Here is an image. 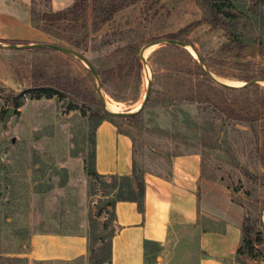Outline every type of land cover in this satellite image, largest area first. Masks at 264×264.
Instances as JSON below:
<instances>
[{
    "label": "rangeland",
    "instance_id": "374dc122",
    "mask_svg": "<svg viewBox=\"0 0 264 264\" xmlns=\"http://www.w3.org/2000/svg\"><path fill=\"white\" fill-rule=\"evenodd\" d=\"M232 1L242 15L233 31L247 45L241 59L222 51L227 38L220 28L201 24L181 32L204 18L195 0H162L154 8L151 1L136 0L109 22L89 27L87 41L74 51L88 60L96 77L71 56L24 50L18 64L23 71H17L24 79L6 87L0 78V104L10 92L28 88L27 79L33 73L45 79L58 76L75 88L66 89L63 102L25 99L17 113L5 114L0 121V264H27L26 259L10 255L30 252L31 239L46 233L86 235L92 250L107 248L112 236L107 202L126 187L120 186L123 176L96 171L97 130L102 124L129 138L137 179L145 172L166 176L172 157L199 154L201 212L215 224L249 221L264 231V171L256 153V147L264 149V108L259 103L264 82L226 89L200 75L192 62L201 69L200 57L215 79L231 86H241L254 78L253 72L264 69V58L258 57L259 46H264V0ZM45 4L34 1L38 12L50 8ZM171 34H178V41L186 40L188 46L154 45L142 55L144 66L138 58L141 48ZM53 42L49 37L46 43ZM136 43L141 44L138 51L131 47ZM134 56L140 63L138 71L129 66ZM119 64L122 69L116 68ZM148 80L152 82L150 103L139 118L127 121L110 115L98 120L97 109L103 110L100 95L107 110L134 112ZM207 97L210 102H205ZM68 101L75 106L71 111L64 105ZM206 106L209 112H204ZM226 106L254 120L227 119L219 111ZM207 113L214 119V128L203 143L201 136L209 134L203 117ZM92 152L94 170L102 179L88 175ZM181 234L163 252L150 246L145 264H196L195 234L188 229ZM257 251L264 262V242L257 245ZM240 259L246 264L253 261L245 256Z\"/></svg>",
    "mask_w": 264,
    "mask_h": 264
},
{
    "label": "crops",
    "instance_id": "0c3cea01",
    "mask_svg": "<svg viewBox=\"0 0 264 264\" xmlns=\"http://www.w3.org/2000/svg\"><path fill=\"white\" fill-rule=\"evenodd\" d=\"M72 2L50 0L49 6L52 11H58ZM30 5L31 0H0V41H16L14 45L48 42L49 37L31 24ZM23 56L24 50L0 48L3 62L0 78L6 87L24 79L23 74H17L23 71L20 66ZM112 129L102 124L97 130L96 171L103 176L130 177L133 171L131 142ZM200 171L199 154L175 155L166 176L147 172L142 176L144 191L140 210L133 201L114 203L110 209V264H145L150 246L163 252L172 238L182 237L183 229L195 234L196 264H241L236 262L241 225L234 220L215 224L214 219L201 212L197 192ZM30 242V252L13 253L10 257L24 258L27 264H91L86 235L61 237L46 233L35 236ZM248 263L264 264L261 259Z\"/></svg>",
    "mask_w": 264,
    "mask_h": 264
},
{
    "label": "trees",
    "instance_id": "16d2710c",
    "mask_svg": "<svg viewBox=\"0 0 264 264\" xmlns=\"http://www.w3.org/2000/svg\"><path fill=\"white\" fill-rule=\"evenodd\" d=\"M34 1L31 0V5L29 9L30 21L33 27L48 37L54 40L53 44L65 46L72 50L78 51L82 43L86 42L88 39V29H96L99 26L109 22L113 15L128 4L133 3L136 0H73L72 4L62 10L52 11L49 8L47 11L38 12L35 9ZM45 5L49 6L50 0H44ZM151 1V8L157 6L162 0H148ZM195 3L204 12V18L199 21L192 22L181 32H188L199 26L201 24H206L210 28H220L224 31L225 37L227 38V43L222 46V51L228 54H233L235 59H241L247 45L244 44L240 38L234 33L233 29L240 20L242 15L237 11L232 0H195ZM163 5L160 6V8ZM168 39L179 40L178 34L168 35ZM2 43L13 44L16 41H0ZM186 42V40H182ZM132 49L138 51L141 44L136 43L131 46ZM173 47V46H172ZM177 48V47H175ZM45 51V50H41ZM258 57L264 58V46H259ZM192 62L196 68L200 71V75L204 76V73L199 68L197 62L192 59ZM129 66L135 71L140 70V63L138 58L134 56L129 60ZM117 69H122L123 64H119ZM109 71L108 73H110ZM251 77L254 78H264V69L253 72ZM247 79H245L246 81ZM50 82V83H49ZM54 82V83H52ZM56 83H58L56 85ZM28 88H25L18 93L14 91L10 92L7 96L2 97L3 102L0 104V121L4 119L8 108H12L17 113V110L23 105L25 99L30 101H42V100H52L63 102L67 95L64 93L70 88H75L74 85L63 82L58 76L53 79H45L40 74L33 73L27 79ZM53 84V85H52ZM205 102H210V99L205 98ZM147 103H150L148 101ZM261 107L264 108V96H261L259 100ZM64 104V103H63ZM67 111H71L75 108L72 101H68L65 104ZM209 107L204 108V112H209ZM220 114L227 119L235 121H251L254 118L243 116L240 112L236 111L230 106L220 107ZM99 119L105 120L110 118L109 114L105 113L102 109H97ZM83 113H85L83 111ZM140 117V113L129 116V117H119L123 120L133 121ZM205 125L207 126V132L209 134H203L201 140L205 143V138L211 136L214 128V119L210 114H204ZM257 157L261 163L264 171V149L256 147ZM91 165L88 171V175L93 178L102 179V176L98 175L94 170V153H91ZM237 166V164H236ZM262 186H264V174L262 176ZM120 186H125L126 191H118L114 194V197L108 201L109 209L112 208L116 201H133L138 205L139 210L141 209L142 196H143V182L142 178H135L133 172L130 177L121 178ZM120 187V189H121ZM107 189V187H106ZM264 242V231L261 228H256L249 221L241 225V243L236 251V262L241 264H246L241 261V257L245 256L250 260L258 261L260 253L257 251V245ZM98 250H92V246L89 245L90 250V262L94 264H101L110 257V245L107 248L101 246ZM106 253L104 257L102 254ZM97 260V261H95Z\"/></svg>",
    "mask_w": 264,
    "mask_h": 264
},
{
    "label": "water",
    "instance_id": "95a60500",
    "mask_svg": "<svg viewBox=\"0 0 264 264\" xmlns=\"http://www.w3.org/2000/svg\"><path fill=\"white\" fill-rule=\"evenodd\" d=\"M164 44H171L174 46H178V47H186L188 46L185 42H181L178 40H173V39H167V38H163V39H158V40H154L148 44H146L145 46H143L139 52V61L145 66V59L143 58V53L145 52L146 49L154 46V45H164ZM0 48H7V49H19V50H29V49H42V50H51L54 52H59L68 56H71L73 58H75L76 60H78L79 62H81L82 64H84L87 69L89 70V72L96 77V73L95 70L93 69V67L91 66V64L88 62V60L86 58H84L82 55H80L79 53H77L76 51L67 48L65 46H60V45H56L53 43H35V44H25V45H14V44H2L0 43ZM199 65L203 71V73L212 81L214 82L216 85L226 88V89H230V90H240V89H244L252 84H258V83H263L264 82V78H252L246 82H244L241 86H231V85H227L223 82H221L220 80L215 79L204 67V63L202 61V59L200 57H197ZM151 85L152 82L151 80L147 81V86H146V91H145V95L142 99V102L139 106V108L134 111V112H123V113H115L112 111H109L105 108L104 106V102L103 99L101 98L100 95V101L101 104L103 105V111L109 115L112 116H118V117H129V116H133L136 115L138 113H140L145 105L147 104L148 100H149V96L151 93ZM98 91L100 90V87H98ZM100 93V92H99ZM14 109L12 108H8L6 114L11 115L13 113ZM263 206H264V202H263ZM264 229V226H263Z\"/></svg>",
    "mask_w": 264,
    "mask_h": 264
},
{
    "label": "bare ground",
    "instance_id": "6f19581e",
    "mask_svg": "<svg viewBox=\"0 0 264 264\" xmlns=\"http://www.w3.org/2000/svg\"><path fill=\"white\" fill-rule=\"evenodd\" d=\"M108 106V105H107ZM109 110H111V107H108Z\"/></svg>",
    "mask_w": 264,
    "mask_h": 264
}]
</instances>
